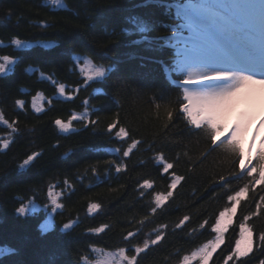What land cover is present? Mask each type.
I'll use <instances>...</instances> for the list:
<instances>
[{"label": "trees", "instance_id": "obj_1", "mask_svg": "<svg viewBox=\"0 0 264 264\" xmlns=\"http://www.w3.org/2000/svg\"><path fill=\"white\" fill-rule=\"evenodd\" d=\"M177 1L0 0V56L17 58L0 78V112L16 129L0 123V144L11 141L8 149L0 147V264H80L94 260V249L126 248L131 256L133 246L150 243L157 232L161 241L139 253L138 264H179L215 239L211 228L219 212L231 207L227 196L250 178L239 175L234 157L222 148L213 150L204 133L187 124L180 89L161 69L170 64L172 50L163 47L162 37L176 26L173 5L186 0ZM13 38L33 47L17 49ZM83 57L111 69L102 80L88 81L77 68ZM38 93L39 113L32 108ZM17 100L25 101L22 110ZM84 111L87 119L72 121L73 131L55 126L56 119L68 122ZM113 121L131 138L107 133ZM132 140L142 143L124 158ZM33 152L42 154L29 168L19 169ZM158 153L174 165L167 175L156 165ZM108 160L123 163L124 169L116 173ZM173 172L183 179L153 213V198L167 193ZM145 179L152 189H141ZM49 190L62 205L56 212ZM261 196L264 186L256 185L241 200L209 264H223L231 254L242 222L253 231V250L229 264H264L259 241L264 211L256 209L257 202L264 208ZM21 202L29 208L25 217L14 212ZM93 203L101 208L90 213ZM49 212L51 226L42 233ZM185 216L188 221L177 227ZM70 221L75 223L66 232L62 225ZM104 225L103 232L91 231ZM130 231L136 235L125 240Z\"/></svg>", "mask_w": 264, "mask_h": 264}, {"label": "snow or ice", "instance_id": "obj_2", "mask_svg": "<svg viewBox=\"0 0 264 264\" xmlns=\"http://www.w3.org/2000/svg\"><path fill=\"white\" fill-rule=\"evenodd\" d=\"M52 3L59 4L60 0H52ZM187 24L186 33H172L175 41L173 45L176 49V65L181 71L186 70L187 75L182 81V85H194L192 90L188 87L183 89L182 112L188 125L204 133L207 141L213 146V150L223 149V151L234 157L232 164L237 166L242 173L250 178V181L234 194L228 195L227 200L231 207H225L219 212L212 225V232L216 233L215 239L209 241L200 247L191 255H184L181 264H191L193 259H199L201 264H209L213 253L220 247L224 240V233L232 223V217L237 212V206L241 203V197H244L256 185L264 186V148L253 158L249 157L247 161L243 160L244 153L241 148V137L248 128L249 122L256 116L257 101L264 95V0H200V3L187 8L185 12ZM12 45L17 49L32 48L33 45L20 38H13ZM42 43V42H41ZM44 48H53L51 43H42ZM17 63V58L12 55L0 56V78L6 77L12 70L11 66ZM218 65H230V68L215 67ZM104 74V68L96 69L91 75H87L88 81L94 77H100ZM41 76H44L41 73ZM52 84L56 82L50 77H45ZM226 81L231 83L219 89L202 91L208 85L223 84ZM58 92L63 95L65 86L59 85ZM40 94L32 98V108L37 112L43 109L38 106L37 101ZM19 109H23L25 101H15ZM245 104L248 110L239 113V120L231 127L226 128L225 122L230 114L236 112L238 106ZM78 117L73 115L68 122L61 119L54 121L55 126L62 132L73 131L72 121ZM83 120V117H79ZM0 123L16 131L13 124L5 119L0 112ZM95 124L96 121H89ZM264 123V120H262ZM118 127V121H113L107 126V133L114 132L115 138L119 140L130 139V133L124 127ZM218 136L221 138L218 140ZM11 141L4 139L0 147L8 149ZM142 143L139 140H132L127 149L123 150V157H129L133 149ZM119 151V149H117ZM40 152H33L26 156L18 164L19 169H27L41 155ZM156 165L161 169V175H167L173 170V163L168 162L162 153L155 157ZM108 165L114 167L116 173L124 169L123 163L114 160L106 161ZM92 172L98 174V169L93 167ZM108 169H106V172ZM3 177H0L2 179ZM183 177L172 173L171 182L168 185L166 194L156 193L154 207L151 211L155 213L165 201L173 196L172 189H176L178 183ZM141 189H152L153 184L145 179L140 185ZM143 194V193H142ZM51 190L48 196L51 199L52 211L56 212L61 208L57 199L53 198ZM264 202V196L260 197ZM101 208L98 203L89 206L88 211L93 213ZM257 212L264 211L261 203H256ZM28 205L21 202L14 212L20 216H27ZM255 215V213H253ZM189 217L185 216L177 227L184 225ZM245 221L249 217L244 218ZM74 221L63 223L62 228L66 232L73 228ZM50 225L45 223L41 225L42 233H47ZM107 225L92 229L94 233L105 231ZM136 233L128 232L125 240L134 237ZM162 235L157 232L155 239L145 241L143 247L133 246L131 251L135 253L129 256L128 249L120 248L119 257L122 258L121 264H138V254L145 251L151 245L161 241ZM259 241L264 243V234L260 235ZM253 250V231L246 223L239 224V236L235 240V247L231 254L226 256L223 264H229L230 261L239 260L247 256ZM11 251V250H9Z\"/></svg>", "mask_w": 264, "mask_h": 264}, {"label": "rangeland", "instance_id": "obj_3", "mask_svg": "<svg viewBox=\"0 0 264 264\" xmlns=\"http://www.w3.org/2000/svg\"><path fill=\"white\" fill-rule=\"evenodd\" d=\"M79 69L85 75V77H87V75L93 74L95 70L99 68H96L95 66H93L92 63L88 59H83L80 62ZM96 78H99V77H94L93 79H96ZM256 103L259 108L258 110L260 112L263 106H261V104H258V101ZM37 104L39 107H41V104H42L41 97L37 101ZM245 106L246 108H248L247 105ZM231 115L232 116H229L226 122L229 123L230 121V123L232 124L234 122V119L232 117H234L235 114L232 113ZM76 116L78 118L83 117L84 119L85 118L87 119L88 112L84 111L81 114L76 115ZM252 123H253L252 121L249 122L248 128L245 130L244 134L241 137V144H242V149L244 153L243 160L245 161L255 152L256 147L261 146L262 144V140L259 139V135H258V132L260 129H257L258 127L257 123L256 124L255 123L252 124ZM220 137L221 136H218V138ZM51 216H52L51 212H49V215L46 217V220L42 223V225L47 223L51 226ZM93 254H94V257H93L94 260L89 262L86 259H83L80 262V264H121L122 262V258L119 257V250L108 251V250L94 249ZM189 255H191V253ZM179 264H181V262ZM191 264H201V261H199V259H193Z\"/></svg>", "mask_w": 264, "mask_h": 264}]
</instances>
